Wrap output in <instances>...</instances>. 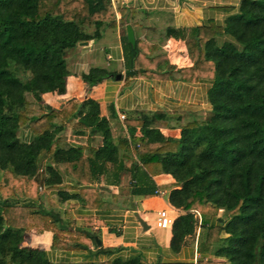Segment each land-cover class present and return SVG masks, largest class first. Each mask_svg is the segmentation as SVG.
Returning <instances> with one entry per match:
<instances>
[{"label": "trees", "instance_id": "trees-1", "mask_svg": "<svg viewBox=\"0 0 264 264\" xmlns=\"http://www.w3.org/2000/svg\"><path fill=\"white\" fill-rule=\"evenodd\" d=\"M116 26L113 0H0V264H264V0H241L223 24L169 29L166 38L185 41L190 67L147 64L156 51L138 67L142 45L126 39L134 68L128 77L209 79L212 109L184 123L167 112L124 114L119 135L93 98L59 108L44 98L66 93L67 52ZM110 75L94 67L80 77L95 85ZM112 116L118 117L113 107ZM173 122L179 137L162 131ZM68 128L85 142H75ZM124 173L133 195L172 188L168 199L182 210L172 224L174 250L199 233L204 254L221 243L214 254L196 263H55L43 245L29 243L33 233L52 231V249L99 245L96 217L77 226L73 209L129 203L121 194L106 200L97 186L103 179L120 184ZM161 174L174 182L157 185Z\"/></svg>", "mask_w": 264, "mask_h": 264}, {"label": "crops", "instance_id": "crops-1", "mask_svg": "<svg viewBox=\"0 0 264 264\" xmlns=\"http://www.w3.org/2000/svg\"><path fill=\"white\" fill-rule=\"evenodd\" d=\"M240 3L241 0H113L117 26L106 28L100 39L89 40L88 44L79 43L70 49L66 56L71 72L66 93H47L44 98L57 108L70 100L84 101L93 98L99 101L102 113L111 119L114 135L121 134L125 129L121 114L129 117L135 111L167 112L171 116L182 117V123L194 115L205 118L212 109L209 98L213 84L211 80L186 81L180 78L127 76L134 70L131 59L128 60L127 57L130 54V46L126 43L127 26L133 27L136 43L140 42L144 50L141 60L136 62L138 67L144 57L154 51L159 54L157 60L153 62L146 58L144 61L147 64L151 62L156 66L163 65L164 68L168 63L178 67H190L193 60L185 41L174 36L166 38L167 31L173 28L201 26L210 22L223 24L229 15L239 11ZM216 41L223 44L225 37L216 36ZM153 57L155 56H151ZM94 67L105 68L114 75L108 76L98 84L89 85L80 76ZM112 107L117 118L112 116ZM173 124L174 127H166L162 131L168 136L179 137L181 128L175 122ZM47 162L49 161L44 159L43 164ZM155 181L157 185L163 186L174 182V179L171 175L161 174L155 177ZM97 186L106 200L111 201L113 195L121 194L129 203L92 212L73 209L77 226L83 224L85 216L96 217L93 231L98 234L99 245L93 244L87 250L65 247L52 249V231L33 233L32 240L35 244L44 245L48 257L53 262L129 261L139 258L143 262L196 263L200 257L212 256L221 245L214 244L210 252L204 254L199 249L198 233L194 242L191 241L178 251L172 248L173 223L167 228H160L156 223L162 210H167L173 221L182 213V210L173 206L168 199L172 190L170 187L160 190L155 196L133 195L129 173L123 174L120 184H109L103 179ZM74 192L75 190H72L71 193ZM53 194L57 195L58 191ZM223 212L221 210L220 215ZM137 213L150 225L148 230H144ZM151 214L156 215L155 224L150 222Z\"/></svg>", "mask_w": 264, "mask_h": 264}, {"label": "water", "instance_id": "water-1", "mask_svg": "<svg viewBox=\"0 0 264 264\" xmlns=\"http://www.w3.org/2000/svg\"><path fill=\"white\" fill-rule=\"evenodd\" d=\"M127 34H128V40L133 44L136 45V36H135V31L133 29V27L131 25L127 26ZM88 41H83L80 44H88ZM118 77H121L120 75H118ZM137 216L144 228V230H148L150 228V225L148 224V222L146 220H144L139 213H137Z\"/></svg>", "mask_w": 264, "mask_h": 264}, {"label": "built area", "instance_id": "built-area-1", "mask_svg": "<svg viewBox=\"0 0 264 264\" xmlns=\"http://www.w3.org/2000/svg\"><path fill=\"white\" fill-rule=\"evenodd\" d=\"M121 117L124 119L125 115L123 114ZM156 223L157 226L160 228H167L173 223V220L167 210H162L159 212V216Z\"/></svg>", "mask_w": 264, "mask_h": 264}, {"label": "rangeland", "instance_id": "rangeland-1", "mask_svg": "<svg viewBox=\"0 0 264 264\" xmlns=\"http://www.w3.org/2000/svg\"><path fill=\"white\" fill-rule=\"evenodd\" d=\"M67 133L73 137V140H75V142L77 143H84L85 142V136L83 137H77V136H73V130L72 129H68ZM155 221H156V215L155 214H151L150 215V222L152 224H155ZM44 233V232H43ZM29 243L32 245V246H37L38 244H35V241L32 240V237L30 238V241ZM44 246V245H43Z\"/></svg>", "mask_w": 264, "mask_h": 264}]
</instances>
